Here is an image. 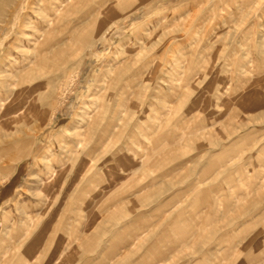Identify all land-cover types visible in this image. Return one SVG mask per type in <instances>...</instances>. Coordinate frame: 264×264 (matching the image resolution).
I'll return each mask as SVG.
<instances>
[{
    "label": "rangeland",
    "instance_id": "374dc122",
    "mask_svg": "<svg viewBox=\"0 0 264 264\" xmlns=\"http://www.w3.org/2000/svg\"><path fill=\"white\" fill-rule=\"evenodd\" d=\"M0 100V264H264V0H0Z\"/></svg>",
    "mask_w": 264,
    "mask_h": 264
},
{
    "label": "bare ground",
    "instance_id": "6f19581e",
    "mask_svg": "<svg viewBox=\"0 0 264 264\" xmlns=\"http://www.w3.org/2000/svg\"><path fill=\"white\" fill-rule=\"evenodd\" d=\"M55 10L57 11V8L55 7ZM67 15V14H66ZM52 22V21H51ZM36 27V26H35ZM92 28H93V26H92ZM107 29V28H106ZM105 30V29H104ZM107 33V32H106ZM105 33V34H106ZM90 34V33H89ZM105 34H104V36H105ZM84 36V35H83ZM86 38V37H85ZM101 39L103 38L102 36L100 37ZM32 39H34V38H32ZM52 39H53V36L51 35V36H49V35H46V37H45V40L43 41V43L44 44H49L51 41H52ZM27 42H30L29 40L27 41ZM39 43V41H38V39H34V44L35 45H37ZM84 44V43H83ZM36 47V46H35ZM30 55V54H29ZM36 55V54H35ZM25 57H27V60H29L28 59V57L29 56H25ZM30 57H32V56H30ZM29 57V58H30ZM24 58V57H23ZM20 59H21V57H20ZM34 60V59H33ZM35 61V60H34ZM34 61H32V59H30V61H28V63H29V65L30 64H32V62H34ZM17 62V61H16ZM36 62V61H35ZM30 67V66H29ZM7 71V75L5 76V82H6V84H7V88H9V87H11V86H14L15 85V82H16V79L14 80L13 78H15L16 76H17V74L15 75L14 73H12V72H9V70L8 69H6ZM19 77V79L21 80V81H23V80H25L26 79V77H27V75L26 74H24V75H19L18 76ZM15 87V86H14ZM13 87V88H14ZM8 91V96L10 97L12 94H13V90H11V89H8L7 90ZM93 96H96V94H92ZM8 100V99H7ZM1 101H3V100H0V102ZM10 110H6V111H4L3 112V114L2 115H5V114H7L8 112H9ZM101 112V113H100ZM37 114V113H36ZM29 116V115H28ZM27 116V117H28ZM102 116V111H101V109L97 112V115H95V117H93V119H92V121L91 122H89V123H87V127H86V129L84 130V136H82L83 138L81 139V141H79V143H77V145H78V147H82V148H86V147H89V144H92L93 145V148H89V149H92V150H95V149H98V148H100L101 146H103V144L105 143V139H103L102 138V136H100L98 139H95L94 141H92L91 139H86V137H88L89 135H91L92 134V132H90L91 130L90 129H93V130H96L97 128H98V126H99V123H101V122H99V121H101V120H98L100 117ZM17 117H19V116H17ZM16 119V118H15ZM104 119V118H103ZM17 127H15V130L13 131V132H7V131H2V132H0V142L1 141H4L5 142V140H8V139H10V140H14L15 142H18L19 140H20V138H21V134L24 132V131H26V130H24V128L26 127V124H27V118H26V116H23V118L22 119H19L18 120V118H17ZM24 127V128H23ZM90 128V129H89ZM111 127L109 126L108 127V129L106 130L107 132H110L111 131V129H110ZM88 130H89V133H87L88 132ZM106 132V133H107ZM105 132H104V134H106ZM18 134H20V138L18 137ZM97 135V134H96ZM105 136V135H104ZM106 138V137H105ZM107 139V138H106ZM3 142V143H4ZM23 143V142H22ZM11 146V145H10ZM108 146V145H107ZM88 149V150H89ZM87 152V151H86ZM88 153V152H87ZM82 154V153H81ZM112 157V156H111ZM113 160V158H110V160ZM115 161V160H114ZM50 162H51V159H50ZM77 162V161H76ZM50 165V164H49ZM51 168V167H50ZM51 170V169H50ZM50 173H51V171H50ZM49 174V173H48ZM42 175V176H41ZM40 176H41V179L43 180V179H45V175H46V172H44L43 174H41ZM50 178V177H49ZM46 210V209H45Z\"/></svg>",
    "mask_w": 264,
    "mask_h": 264
}]
</instances>
